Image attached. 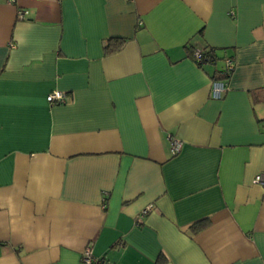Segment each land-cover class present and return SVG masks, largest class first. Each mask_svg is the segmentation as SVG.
Wrapping results in <instances>:
<instances>
[{
	"label": "crops",
	"instance_id": "1",
	"mask_svg": "<svg viewBox=\"0 0 264 264\" xmlns=\"http://www.w3.org/2000/svg\"><path fill=\"white\" fill-rule=\"evenodd\" d=\"M260 173L264 0H0V264H264Z\"/></svg>",
	"mask_w": 264,
	"mask_h": 264
},
{
	"label": "built area",
	"instance_id": "2",
	"mask_svg": "<svg viewBox=\"0 0 264 264\" xmlns=\"http://www.w3.org/2000/svg\"><path fill=\"white\" fill-rule=\"evenodd\" d=\"M8 3L10 4H14L15 0H7ZM19 17L20 18H24L25 17V12L24 11H20L19 12ZM194 57L197 61H201L202 60V52L197 50L194 53ZM226 64L227 67L229 69H233L234 68V63L232 62V60H226ZM228 87L224 82L221 81H216L213 82L212 84V88H211V97L214 100H219L223 97V95L227 92ZM67 97L63 92H53L51 93L48 97H47V101L51 104H64L67 102ZM182 149V144L181 142H179L176 139H172L171 140V152L173 155H176L178 153H180ZM256 183L264 185V173H260L256 176L255 178ZM83 260L86 264H96L99 263V260L97 258L94 257V255L92 254L91 249H87L84 254H83Z\"/></svg>",
	"mask_w": 264,
	"mask_h": 264
},
{
	"label": "trees",
	"instance_id": "3",
	"mask_svg": "<svg viewBox=\"0 0 264 264\" xmlns=\"http://www.w3.org/2000/svg\"><path fill=\"white\" fill-rule=\"evenodd\" d=\"M116 42L113 44V42H108L106 44V52H112V51H117L120 46L118 44H116ZM199 50L202 52V60L201 61H197L194 57V53ZM188 56L190 57V59H192L199 68L203 69L205 65L207 64H213L216 65L221 59L219 58L217 52L215 49L213 48H205V49H193V48H188ZM227 66V65H226ZM233 69H229L228 67L226 68V70L224 71H217L215 76L212 79V84L213 82L216 81H221L224 82L227 87H228V80L231 76ZM228 91V90H227ZM227 93V92H226ZM226 93L223 95V97L219 100H222L224 98V96L226 95ZM257 96L259 94H256ZM214 100V99H213ZM217 100V101H219ZM208 224V219H204V220H200L196 223H194L191 226L192 229V234H198L200 232H202ZM161 262H163L162 257L160 256L156 262V264H161Z\"/></svg>",
	"mask_w": 264,
	"mask_h": 264
}]
</instances>
